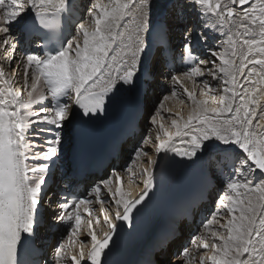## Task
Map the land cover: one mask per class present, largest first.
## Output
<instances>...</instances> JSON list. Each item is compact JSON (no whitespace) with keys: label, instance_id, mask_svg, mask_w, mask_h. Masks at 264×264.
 <instances>
[{"label":"snow or ice","instance_id":"snow-or-ice-1","mask_svg":"<svg viewBox=\"0 0 264 264\" xmlns=\"http://www.w3.org/2000/svg\"><path fill=\"white\" fill-rule=\"evenodd\" d=\"M185 7L204 18L202 27L225 39L219 50L208 49L210 59L200 60L193 52L192 30L185 31L183 59L190 67L183 75L194 88L193 78H201L199 95L183 88L191 104L187 117L167 110L175 117L174 132L157 120L159 111L153 115L152 123L159 128L155 151L186 159L221 152L226 163L239 161L233 175L240 178L228 180L215 212L202 223L200 242L192 243L204 250L199 264H264V0H187ZM75 8L73 0H0V48L5 53L0 59H16L18 44L12 30L17 25L44 41L37 49L42 55L32 52L22 59L24 92L14 87L0 64V264H107L117 225L103 205L114 203L115 218L130 226L133 210L152 187L147 167H142L148 175L145 191L132 200L126 197L119 173L115 192L108 187L111 178L100 181L89 193L98 199L101 214L86 221L91 241L87 252L83 241L74 246V237L85 223L82 212L92 217L93 201L80 197L59 205L61 214L55 219L71 223L51 261L21 259L22 248L25 256L29 250L39 251L35 249L39 206L65 125L73 118L72 104L82 117L105 112L120 88L135 87L140 77L150 74L143 62L153 43L162 49L168 43L163 24L157 40L152 39V0H91L87 14L94 27L78 23L76 34L68 38L63 34L64 20L75 14ZM195 39L207 42L209 37L197 33ZM172 79L183 84L179 76ZM41 82L45 90L38 91ZM151 141L149 136L143 143ZM147 155L143 145L138 147L132 164ZM132 164L125 171L134 176ZM102 187L107 199H99ZM101 218L109 227L102 237L94 227ZM182 255L180 264H190L187 248Z\"/></svg>","mask_w":264,"mask_h":264},{"label":"bare ground","instance_id":"bare-ground-1","mask_svg":"<svg viewBox=\"0 0 264 264\" xmlns=\"http://www.w3.org/2000/svg\"><path fill=\"white\" fill-rule=\"evenodd\" d=\"M164 2L161 4L158 0H152V21L156 18V16L163 10V9H169V12L167 14V19H168V23L170 24V27L172 30L177 29L180 25L177 23V20L175 18V12L173 10H176L175 7H171V5L175 2V0H163ZM182 0H178L175 4H179V2ZM184 4H187V0ZM173 4V5H175ZM186 10H189L188 7H185ZM194 10H191L190 12H192ZM194 19L198 20V26L199 29L201 30V34L206 33L209 37V39L207 40V42L202 41L205 44H214L215 42L219 43V45H221V43L223 42V40L225 39V37L220 34L219 32H216L214 30H206L204 27H202V23L204 22V18L203 17H199L196 16L194 17ZM85 23V22H83ZM86 26L89 27V29H92L94 27V23L91 20V18L88 20L86 19ZM12 35L15 36V28H13L12 30ZM15 39H17V37H15ZM82 40V38H81ZM220 40V41H219ZM5 53L3 48H0V57H4ZM16 59L15 60H4V59H0V64L3 65L4 67V71L5 73L13 80L14 83V87L17 90H20L22 92H24V88H23V73H24V67L22 64V58L20 55H18V53H15ZM210 54H207V59H210ZM202 67V66H201ZM180 79L183 81V84L178 83V82H174L173 79H170L167 82L166 85V93L165 95H156V93H154V97L152 99V97L147 98L146 100V104H145V117L144 120L141 121V132L140 134L135 137L134 139H129L127 141V143L124 145L123 150H122V156H125L124 160H130L129 165L132 164V161L134 159V154H135V150L138 147H141L143 145L144 151L148 153L147 157H141L139 160L136 161L135 164H132V169H133V173H135V175H131L129 174L127 171H125V169H123L122 165L119 166L120 172L122 173V175L124 176V178L126 179V184H124L123 190L126 194V197L129 200H132L134 198V196H136L138 193L141 192V190L145 187V181L148 180V175L142 173V167H147L149 169V171H153L158 164L160 163L161 159L163 157H165V155L167 153H156L155 151V134L157 131H159L158 125L153 124L152 123V115H148L151 117L150 121H148V123H146V115L149 112L150 109H152L154 111V115H156L157 111H159L160 115L157 116V120H161L165 127L168 128L169 131L174 132L175 128L171 125V119L175 118L174 115H170L168 113V109H171V112L174 114L176 112H181L185 117H187L189 111L191 110V104L190 102L187 101L186 99V95L183 92V88L187 87L189 90H195L197 91L198 95H199V81L201 78H193L197 81V86L194 88L192 80L187 79L184 75L179 76ZM208 78V77H205ZM210 79V78H209ZM29 82H31V80H29ZM39 90H45L44 89V85L43 82H41V85L38 88ZM175 91L176 95L173 96L172 92ZM167 96L169 97V99L164 100V97ZM163 103L164 107L160 108V104ZM154 107V109H153ZM72 114H73V118L71 119V121L69 123H66L64 128V136L66 138V143H65V149H68L71 151V148H69V140L73 139L74 140H78L81 141L83 140V135L79 134V136H76L75 132H76V124H77V117L78 114H76V106L73 104L72 108H71ZM151 136L152 137V141L148 144H144V140L145 138ZM71 138V139H69ZM162 138H163V134H162ZM143 143V144H142ZM177 144H179V140L176 141ZM130 148H133V151L130 150ZM73 149V148H72ZM129 157V158H126ZM149 160L155 161L154 164H150ZM156 171V170H155ZM154 172H152V175H154ZM240 178V177H239ZM103 178H99V181L102 180ZM112 183L110 185H108V187L112 188V190L115 192L116 188H117V183L115 181V179H111ZM103 193L108 195L107 189L103 188L101 189L100 192V196L99 199H101L103 197ZM117 198H119L118 194H117ZM97 202L98 199L96 198V201L93 202L92 208L94 210V218L97 216H100V210L97 207ZM111 212H115L116 211V206L114 203H107L106 204ZM120 212L121 214H123V207H120ZM223 215V213H221ZM114 219L117 221L118 219L115 218ZM223 222V221H221ZM140 222L136 219L134 221V225H138ZM125 225V224H124ZM122 226V232H124L126 226ZM108 225L103 221V219L101 218V221L99 224H96V230L99 236L102 237L104 232L109 231V229L107 228ZM79 235L76 238V243L74 244L75 247H79L81 241L84 242V246H85V252H87L90 247H91V241H90V237L88 236V232L89 229L87 228L86 224H83L81 229L78 231ZM204 234V230H202L201 232V236ZM183 240H185V236L183 235L180 238H177L175 240H173L170 243V246L168 247L167 251H161L157 254L156 258L157 259H162L160 260L163 264H167L165 263L166 260V255L165 253H170L173 249H175L176 247L179 246L180 242H183ZM202 253H199L198 256L196 257V263L195 264H199V255Z\"/></svg>","mask_w":264,"mask_h":264},{"label":"rangeland","instance_id":"rangeland-1","mask_svg":"<svg viewBox=\"0 0 264 264\" xmlns=\"http://www.w3.org/2000/svg\"><path fill=\"white\" fill-rule=\"evenodd\" d=\"M158 1H159L161 4L164 2L163 0H158ZM160 96H162V95H160ZM153 109H154V107H153ZM155 110H156V109H155ZM155 110H154V111H155ZM154 111H153L152 109L149 110V112H148L147 115H146V120H145L146 123H148V121H150V119H151V117L148 116V115L150 114V115L153 116V115H154ZM65 127H68V126H65ZM69 139H71V138H69ZM142 144H143V143H142ZM156 169H157V167H156L152 172H154Z\"/></svg>","mask_w":264,"mask_h":264}]
</instances>
